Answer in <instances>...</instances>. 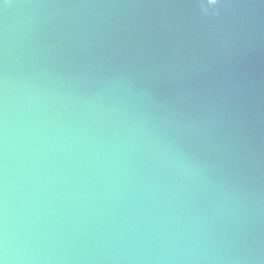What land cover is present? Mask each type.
I'll list each match as a JSON object with an SVG mask.
<instances>
[{"label":"water","instance_id":"obj_1","mask_svg":"<svg viewBox=\"0 0 264 264\" xmlns=\"http://www.w3.org/2000/svg\"><path fill=\"white\" fill-rule=\"evenodd\" d=\"M0 264H264V0H0Z\"/></svg>","mask_w":264,"mask_h":264},{"label":"clouds","instance_id":"obj_2","mask_svg":"<svg viewBox=\"0 0 264 264\" xmlns=\"http://www.w3.org/2000/svg\"><path fill=\"white\" fill-rule=\"evenodd\" d=\"M9 243H10L9 238H8L7 234H5L4 246H5L6 251L8 250ZM22 248H23L22 241L20 240V238H16V240L14 242V250L19 252V251H22Z\"/></svg>","mask_w":264,"mask_h":264}]
</instances>
